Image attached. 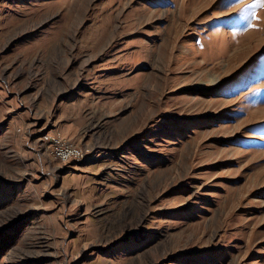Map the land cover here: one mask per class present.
<instances>
[{"label": "rangeland", "instance_id": "obj_1", "mask_svg": "<svg viewBox=\"0 0 264 264\" xmlns=\"http://www.w3.org/2000/svg\"><path fill=\"white\" fill-rule=\"evenodd\" d=\"M254 3L0 0V264H264ZM74 89L76 137L37 113Z\"/></svg>", "mask_w": 264, "mask_h": 264}, {"label": "crops", "instance_id": "obj_2", "mask_svg": "<svg viewBox=\"0 0 264 264\" xmlns=\"http://www.w3.org/2000/svg\"><path fill=\"white\" fill-rule=\"evenodd\" d=\"M78 90H70L69 94L62 99H58L56 102H54L52 99L49 98V100L46 101L47 104L41 106L37 113L46 114L49 117H56L55 121L57 122L59 128L61 131H64L66 134L76 137L77 135H81V132L83 131V126L80 125L81 120L85 119L83 116V109L86 106V100L87 98L85 95H81ZM75 96L72 100L71 97ZM81 98L78 100V98ZM20 104L23 105V111L24 113L30 112L31 115V108L29 105L23 103L20 101ZM62 108L61 111H58L57 113H54V107ZM60 110V109H59ZM24 114V115H25ZM30 115L27 117L29 118ZM38 115V114H37ZM26 117V115H25ZM34 119H38V116H33L31 118V122L34 121ZM36 120L34 122H36ZM33 125V124H32ZM81 138V137H80Z\"/></svg>", "mask_w": 264, "mask_h": 264}, {"label": "built area", "instance_id": "obj_3", "mask_svg": "<svg viewBox=\"0 0 264 264\" xmlns=\"http://www.w3.org/2000/svg\"><path fill=\"white\" fill-rule=\"evenodd\" d=\"M44 139L47 144H51L54 147V156L59 160L64 161L70 158H80L84 155L80 147H76L57 134L45 135Z\"/></svg>", "mask_w": 264, "mask_h": 264}, {"label": "snow or ice", "instance_id": "obj_4", "mask_svg": "<svg viewBox=\"0 0 264 264\" xmlns=\"http://www.w3.org/2000/svg\"><path fill=\"white\" fill-rule=\"evenodd\" d=\"M257 4H259L260 6H264V0H255V3L251 7H255Z\"/></svg>", "mask_w": 264, "mask_h": 264}, {"label": "bare ground", "instance_id": "obj_5", "mask_svg": "<svg viewBox=\"0 0 264 264\" xmlns=\"http://www.w3.org/2000/svg\"><path fill=\"white\" fill-rule=\"evenodd\" d=\"M199 90H201V89H199ZM150 116V115H149Z\"/></svg>", "mask_w": 264, "mask_h": 264}]
</instances>
